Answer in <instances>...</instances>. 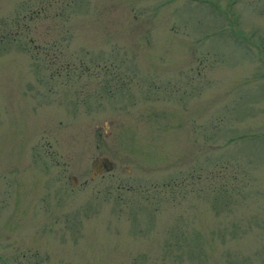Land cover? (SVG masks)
Returning <instances> with one entry per match:
<instances>
[{"label": "rangeland", "instance_id": "1", "mask_svg": "<svg viewBox=\"0 0 264 264\" xmlns=\"http://www.w3.org/2000/svg\"><path fill=\"white\" fill-rule=\"evenodd\" d=\"M0 264H264V0H0Z\"/></svg>", "mask_w": 264, "mask_h": 264}, {"label": "water", "instance_id": "2", "mask_svg": "<svg viewBox=\"0 0 264 264\" xmlns=\"http://www.w3.org/2000/svg\"><path fill=\"white\" fill-rule=\"evenodd\" d=\"M91 166H92V172L91 175H94V173L98 172L99 170L104 169V170H109L112 167V161L107 157V156H101L94 158L91 161ZM74 179V177L72 176Z\"/></svg>", "mask_w": 264, "mask_h": 264}, {"label": "trees", "instance_id": "3", "mask_svg": "<svg viewBox=\"0 0 264 264\" xmlns=\"http://www.w3.org/2000/svg\"><path fill=\"white\" fill-rule=\"evenodd\" d=\"M195 181H197V180H195Z\"/></svg>", "mask_w": 264, "mask_h": 264}]
</instances>
